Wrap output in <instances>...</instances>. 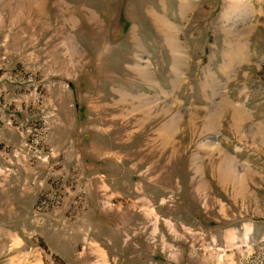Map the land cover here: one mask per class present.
I'll return each mask as SVG.
<instances>
[{"label": "rangeland", "instance_id": "1", "mask_svg": "<svg viewBox=\"0 0 264 264\" xmlns=\"http://www.w3.org/2000/svg\"><path fill=\"white\" fill-rule=\"evenodd\" d=\"M0 264H264V0H0Z\"/></svg>", "mask_w": 264, "mask_h": 264}, {"label": "crops", "instance_id": "2", "mask_svg": "<svg viewBox=\"0 0 264 264\" xmlns=\"http://www.w3.org/2000/svg\"><path fill=\"white\" fill-rule=\"evenodd\" d=\"M166 23V22H165ZM167 24H169V23H167ZM156 25H157V23H156ZM169 25H171V24H169ZM185 50H186V48H185Z\"/></svg>", "mask_w": 264, "mask_h": 264}]
</instances>
